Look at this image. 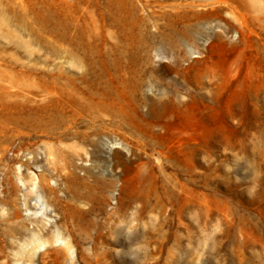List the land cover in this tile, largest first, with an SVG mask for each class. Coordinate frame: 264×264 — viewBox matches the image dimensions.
I'll return each instance as SVG.
<instances>
[{"label":"rangeland","instance_id":"374dc122","mask_svg":"<svg viewBox=\"0 0 264 264\" xmlns=\"http://www.w3.org/2000/svg\"><path fill=\"white\" fill-rule=\"evenodd\" d=\"M69 17L114 61L121 116L77 118L82 135L58 137L34 128L61 92L50 73L69 67ZM172 162L188 185L174 205L145 207L143 178L155 185ZM41 173L63 205L91 211L68 231L67 210L50 208L36 224L65 234L30 263L24 201L35 206ZM0 209V264H264V0H0Z\"/></svg>","mask_w":264,"mask_h":264},{"label":"bare ground","instance_id":"6f19581e","mask_svg":"<svg viewBox=\"0 0 264 264\" xmlns=\"http://www.w3.org/2000/svg\"><path fill=\"white\" fill-rule=\"evenodd\" d=\"M65 27L64 40L67 46H65L64 51L69 67L63 71L60 77H55V72L50 73V86L52 88H58L60 85L59 90L61 92H55L58 97L50 99L49 103H47L50 106V111L46 112L47 122L42 124L39 122L36 128H34V131H39L47 135L56 134L58 137L82 135L81 132L72 130L73 121L75 122L77 118L103 121L105 118L110 117V121L114 122L121 116L108 103L112 96L110 88L115 79L114 73L117 71V68L114 67V61L109 56L103 57L99 55V52L92 47L89 39H84L79 30H72L71 17L68 18ZM61 78L63 81L60 80ZM60 99L65 101V103L63 102L64 104L61 105ZM159 155L162 159L171 161L166 152H161ZM170 167L173 172L170 175L165 173L161 163L159 167L155 168V171L159 173L155 185L152 183V171L150 172L151 174L143 178L148 184L144 186V194L138 197L137 200L141 201L145 207H150L152 202L163 207L174 205L179 194L177 190L178 185L184 187L188 180L185 183L180 181V176L186 173L184 167L180 166V164L178 165L176 162H172ZM70 176L65 178V184L66 186L68 184V188L73 183H77V179L74 177L72 179ZM192 176V173H190L188 176L189 181L192 180ZM19 178L21 181H24L22 173L19 174ZM29 181L31 186L29 193L34 195L37 201L34 207H30L26 201L24 203L26 210L32 212L30 217H27V220L32 221L33 224H38L39 221L49 223L47 220L48 210L53 207H59V205L67 210V212L63 213L62 219L64 221L63 225H65L68 231L69 225L75 220L76 215H88L90 213V208L83 211L73 200L64 202L63 205L60 199L55 198V188L49 184L48 176L45 173H41L37 177L31 175ZM10 222L17 228H20V226L23 227L25 224L24 220L21 221L18 212L12 214ZM37 224L35 225L36 227L33 230L34 234L31 239L24 243L23 253L21 255V258H24L30 263L34 262L37 250L42 245L48 244L49 246H53L56 240L65 234L64 229L57 234H54L55 232L45 233L44 229L40 228ZM71 247V241L65 239L62 249L68 251Z\"/></svg>","mask_w":264,"mask_h":264}]
</instances>
